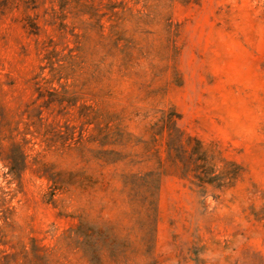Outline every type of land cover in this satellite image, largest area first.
I'll return each mask as SVG.
<instances>
[{
	"label": "rangeland",
	"instance_id": "374dc122",
	"mask_svg": "<svg viewBox=\"0 0 264 264\" xmlns=\"http://www.w3.org/2000/svg\"><path fill=\"white\" fill-rule=\"evenodd\" d=\"M86 2L0 6V264H264V0H96L104 29ZM46 47L75 57L39 89ZM170 110L217 173L240 166L231 185H197L167 131L152 141Z\"/></svg>",
	"mask_w": 264,
	"mask_h": 264
},
{
	"label": "trees",
	"instance_id": "16d2710c",
	"mask_svg": "<svg viewBox=\"0 0 264 264\" xmlns=\"http://www.w3.org/2000/svg\"><path fill=\"white\" fill-rule=\"evenodd\" d=\"M60 1L62 10H65L68 0ZM86 1L87 2L85 3V7L90 15V18H93V22L90 23V26L104 29L105 26L102 22V17L104 14L99 13V8L96 4V0ZM9 3L10 0H0V6H7ZM101 3L102 2H99L98 4ZM119 4L121 3H113L109 7V19L113 21V23L111 24V32L109 37L112 39L115 45L114 47L117 48L121 53H123L125 57H129L131 40L126 39L123 36V33H121L119 29H117L120 19L123 18L121 15L122 13H124L126 5L122 3V8H124V10L120 12L115 10V8L119 6ZM27 19L28 25L31 28L30 31L33 33H37V31L39 30V24L37 23L36 18L29 15ZM61 26L62 28H64L66 24L64 22H61ZM168 26L169 30L172 32V21L168 23ZM122 40H125V42L123 44L119 43ZM72 51L73 49H71L69 56H60V52L55 47H52V49L46 47V53L43 57V61H45V64L40 65L41 73L37 74V76L35 77V83L38 85L39 89L42 87V80L45 79V77L41 76V74L44 73L45 69L47 68H49V72L52 76L51 81L57 80L60 82L61 79H67L69 77V68H72L71 64L75 57ZM62 86H65V84H62ZM53 89L57 90V88L55 87H53ZM178 118L179 115L175 110L163 111L162 116L158 119L157 122L153 123V126L151 127L152 141H158V135L163 136V134L167 131L168 139L166 140V145L168 157L173 161V163L178 164L181 166V168H183V170L185 171L184 176L188 177L192 175L197 180L195 182L197 185L205 186V184H212L216 187L231 185L239 175L240 166L236 163H233L236 167L235 169H225L220 173H217L216 165L214 163L216 155L212 153L210 149L205 148L203 142L197 138H194V145H192V141L189 140L190 143H188L189 146H187L183 140L184 133L176 125ZM110 122L111 118H107L103 130L104 132L107 131V129L109 130L111 128ZM109 135V132H105L104 138L108 139ZM11 149H13L12 153L7 154L8 159L10 158V160H16L17 156L23 157L24 160L26 159V154L23 151L21 144L14 142ZM163 165L164 162L160 159L161 168L163 167Z\"/></svg>",
	"mask_w": 264,
	"mask_h": 264
}]
</instances>
